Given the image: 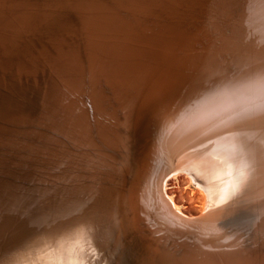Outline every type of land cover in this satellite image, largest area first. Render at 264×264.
Instances as JSON below:
<instances>
[{"label":"bare ground","instance_id":"6f19581e","mask_svg":"<svg viewBox=\"0 0 264 264\" xmlns=\"http://www.w3.org/2000/svg\"><path fill=\"white\" fill-rule=\"evenodd\" d=\"M131 258L264 264V0H0V264Z\"/></svg>","mask_w":264,"mask_h":264},{"label":"rangeland","instance_id":"374dc122","mask_svg":"<svg viewBox=\"0 0 264 264\" xmlns=\"http://www.w3.org/2000/svg\"><path fill=\"white\" fill-rule=\"evenodd\" d=\"M218 13V12H217ZM201 14V13H200ZM201 15H203V14H201ZM204 16V15H203ZM208 20L209 19H206V17H204V19H201V21H203V22H205L206 24H207V22H208ZM188 21L191 23V24H189L188 23ZM186 24H188V26H192L193 27V22L192 21H190V20H187V23ZM187 180H183L182 181V179H177L174 183L175 184H173V187H172V190L175 192V194H176V201H177V203L179 204V206L181 207V209L184 211V212H186V213H193V214H195V212H196V210L197 209H195L194 207H195V196H196V191H197V189H196V187L194 186V184L190 181H188V184H187V182H186ZM171 190V191H172ZM195 192V193H194ZM192 193V194H191ZM194 195V196H193ZM189 198V199H188ZM194 200V201H193ZM193 201V203H191ZM191 211V212H190ZM134 262H133V261ZM131 264H139V262L137 261V263H136V261H135V259L134 258H131ZM133 262V263H132ZM120 264V263H119ZM122 264V263H121ZM150 264H152V262L150 263Z\"/></svg>","mask_w":264,"mask_h":264},{"label":"snow or ice","instance_id":"6c2138e0","mask_svg":"<svg viewBox=\"0 0 264 264\" xmlns=\"http://www.w3.org/2000/svg\"><path fill=\"white\" fill-rule=\"evenodd\" d=\"M69 264H72V262H69Z\"/></svg>","mask_w":264,"mask_h":264}]
</instances>
